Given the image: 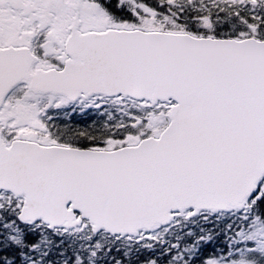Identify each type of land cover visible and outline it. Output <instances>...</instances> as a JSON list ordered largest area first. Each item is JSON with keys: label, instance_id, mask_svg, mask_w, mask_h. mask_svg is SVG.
<instances>
[{"label": "snow or ice", "instance_id": "snow-or-ice-1", "mask_svg": "<svg viewBox=\"0 0 264 264\" xmlns=\"http://www.w3.org/2000/svg\"><path fill=\"white\" fill-rule=\"evenodd\" d=\"M0 264H264V0H0Z\"/></svg>", "mask_w": 264, "mask_h": 264}]
</instances>
